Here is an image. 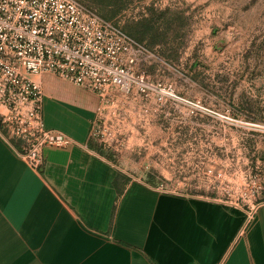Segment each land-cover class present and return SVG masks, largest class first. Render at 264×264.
<instances>
[{"label":"rangeland","instance_id":"374dc122","mask_svg":"<svg viewBox=\"0 0 264 264\" xmlns=\"http://www.w3.org/2000/svg\"><path fill=\"white\" fill-rule=\"evenodd\" d=\"M162 61L98 96L90 141L155 189L244 209L264 205V0H78ZM243 229V228H242ZM241 229V230H242Z\"/></svg>","mask_w":264,"mask_h":264},{"label":"crops","instance_id":"0c3cea01","mask_svg":"<svg viewBox=\"0 0 264 264\" xmlns=\"http://www.w3.org/2000/svg\"><path fill=\"white\" fill-rule=\"evenodd\" d=\"M32 78L46 128L76 144L46 147L37 169L0 128V264H264V205L245 224L241 207L133 177L90 141L96 94Z\"/></svg>","mask_w":264,"mask_h":264},{"label":"built area","instance_id":"2783aa9c","mask_svg":"<svg viewBox=\"0 0 264 264\" xmlns=\"http://www.w3.org/2000/svg\"><path fill=\"white\" fill-rule=\"evenodd\" d=\"M162 61L114 21L78 0H0V128L19 142V153L34 168L48 146L76 140L46 128L44 92L32 78L54 74L105 98L138 84L162 102L170 89L153 85L139 66ZM95 126V120L91 131ZM91 135V132H90Z\"/></svg>","mask_w":264,"mask_h":264}]
</instances>
